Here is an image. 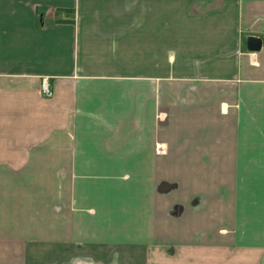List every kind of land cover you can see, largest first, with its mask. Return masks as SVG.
Masks as SVG:
<instances>
[{
    "label": "crops",
    "instance_id": "crops-1",
    "mask_svg": "<svg viewBox=\"0 0 264 264\" xmlns=\"http://www.w3.org/2000/svg\"><path fill=\"white\" fill-rule=\"evenodd\" d=\"M0 264H264V0H0Z\"/></svg>",
    "mask_w": 264,
    "mask_h": 264
},
{
    "label": "built area",
    "instance_id": "built-area-1",
    "mask_svg": "<svg viewBox=\"0 0 264 264\" xmlns=\"http://www.w3.org/2000/svg\"><path fill=\"white\" fill-rule=\"evenodd\" d=\"M40 92L44 98L51 99L54 97V90L51 81L48 78L42 81Z\"/></svg>",
    "mask_w": 264,
    "mask_h": 264
},
{
    "label": "water",
    "instance_id": "water-1",
    "mask_svg": "<svg viewBox=\"0 0 264 264\" xmlns=\"http://www.w3.org/2000/svg\"><path fill=\"white\" fill-rule=\"evenodd\" d=\"M263 40L259 37H250L247 40L248 50L251 52H259L262 49Z\"/></svg>",
    "mask_w": 264,
    "mask_h": 264
}]
</instances>
